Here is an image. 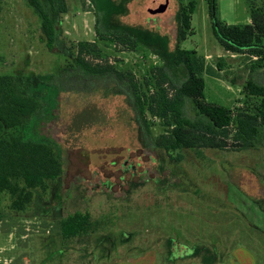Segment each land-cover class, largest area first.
Wrapping results in <instances>:
<instances>
[{"label":"rangeland","instance_id":"374dc122","mask_svg":"<svg viewBox=\"0 0 264 264\" xmlns=\"http://www.w3.org/2000/svg\"><path fill=\"white\" fill-rule=\"evenodd\" d=\"M65 1L53 51L27 0L4 3L15 2L27 25L15 22L0 32V75L24 77L26 91L41 99L42 110L21 132L51 142L63 172L47 190L33 191L22 207L11 208L19 193H5L0 264H264L261 142L244 151L181 149L172 154L181 160L173 161L152 143L165 131L157 118L147 115V136L125 96L112 92V83L80 81L73 68L77 45L95 43L100 56L85 55L87 61L131 70L142 82L150 66L167 65L179 44V7L191 0H167L164 13H157V0ZM263 2L216 0L214 18L245 25L251 9ZM195 4L192 32L179 45L195 50L218 75L203 74L206 101L234 112L244 107L248 80L264 85V69L252 71L248 55L225 52L213 35L206 2ZM97 13L116 29H135L143 44L135 50L108 41V35L99 39ZM62 69L69 72L60 83ZM169 71L177 86L181 72ZM47 75L55 76L52 85L36 80ZM76 212L88 215L90 233L61 232L57 222Z\"/></svg>","mask_w":264,"mask_h":264},{"label":"trees","instance_id":"16d2710c","mask_svg":"<svg viewBox=\"0 0 264 264\" xmlns=\"http://www.w3.org/2000/svg\"><path fill=\"white\" fill-rule=\"evenodd\" d=\"M204 1L218 45L225 52L248 55L253 60L252 71L264 69V2L260 7L251 9L250 24L226 25L214 18L216 0ZM27 3L38 15L40 33L47 50L58 48L60 19L67 12L66 1L27 0ZM195 5V0H191L179 7V44L192 32L191 17ZM114 28L108 21L102 23L101 17L96 14L95 31L99 39L108 35V41L129 45L135 50L138 43L143 44L135 35V29ZM179 44L169 56L167 65L150 66L142 82L136 80L131 70L118 69L106 62L98 65L87 61L85 55L100 56V49L95 43L77 45L73 68L80 81L104 80L107 84L112 83V92L125 96L147 136L150 135L147 115L157 118L165 131L152 143L173 161L181 160L180 155L172 156L181 149L225 150L232 147L244 151L255 148L257 141L264 147V85L248 80L243 87L244 107L234 112L210 103L204 95L203 74L217 77V73L205 65L203 58L197 57L195 50L182 49ZM217 66V70H221V61ZM169 67L182 74L177 86ZM68 72L69 69L60 70L65 75L60 76L64 78L59 79L60 83L67 81ZM36 80L43 85H52L55 76H37ZM43 106L41 99L26 91L24 77L0 75V203L6 192L11 195L19 193L11 208L22 207L31 200L33 191L47 190L49 182L62 176V162L56 147L48 141L27 139L21 132L35 121ZM9 130H16L18 134H10ZM11 181L15 182L13 186ZM4 221L0 207V224ZM57 226L61 232H69L73 236L92 231L88 215L78 212L59 220Z\"/></svg>","mask_w":264,"mask_h":264},{"label":"crops","instance_id":"0c3cea01","mask_svg":"<svg viewBox=\"0 0 264 264\" xmlns=\"http://www.w3.org/2000/svg\"><path fill=\"white\" fill-rule=\"evenodd\" d=\"M7 1L9 0H0V32L2 34L4 31L7 33L8 27H12V25L15 24V22L17 24L21 23L19 25L24 27H26L27 25V22L23 17L19 18L18 14L20 12L18 10L16 3L12 2L9 3V5L4 4ZM246 24H250V21ZM226 25H235V24H226ZM191 26L193 28L192 17H191Z\"/></svg>","mask_w":264,"mask_h":264},{"label":"water","instance_id":"95a60500","mask_svg":"<svg viewBox=\"0 0 264 264\" xmlns=\"http://www.w3.org/2000/svg\"><path fill=\"white\" fill-rule=\"evenodd\" d=\"M156 5L158 8L157 13H164L166 11L168 1L167 0H157Z\"/></svg>","mask_w":264,"mask_h":264}]
</instances>
